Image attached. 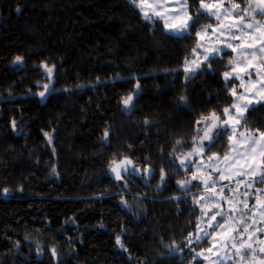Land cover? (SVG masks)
<instances>
[{
  "label": "trees",
  "instance_id": "obj_1",
  "mask_svg": "<svg viewBox=\"0 0 264 264\" xmlns=\"http://www.w3.org/2000/svg\"><path fill=\"white\" fill-rule=\"evenodd\" d=\"M210 21L201 18L198 23ZM161 27L142 21L129 0H0V98L12 92L7 101L0 99V189L10 191L8 196L0 193V264H56L47 251L53 242L58 243L62 264L191 260L186 249L182 259L170 256L165 247L194 231L199 216L191 195L179 203L167 199L181 194L175 180L186 175L169 164L167 152L180 137L186 143L176 151L191 149L194 121L217 104V94L221 105L230 102L222 99L218 79L227 57L218 58L216 73L201 71L185 82L181 66L192 41L166 35ZM16 55L24 56L22 66L11 63ZM44 58L57 65L55 87L72 91L51 93L43 101L24 95L34 81L44 82L33 67ZM117 74L141 78L143 90L134 111L126 112L118 103L134 81L114 80ZM81 84L83 88L76 87ZM181 94L188 98L187 107L177 104ZM13 116L20 132L9 126ZM145 117L158 123L146 129ZM248 122L264 126V108L257 106ZM106 126L112 128L111 147L98 139ZM41 129H55L53 144H47ZM128 144L133 146L130 153ZM117 150L141 167L153 163L156 168L147 185L141 177H130L131 192L147 195L139 201L125 195L131 210L120 203L123 189L106 174L108 159ZM225 150L226 141H217L210 151L223 155ZM162 163L171 176L170 186L157 192ZM53 164L58 176L50 174ZM21 186L22 192L17 190ZM196 192V187L189 189ZM121 228L128 251L115 241ZM26 233L41 243L42 255L36 254L32 239L25 240Z\"/></svg>",
  "mask_w": 264,
  "mask_h": 264
},
{
  "label": "snow or ice",
  "instance_id": "obj_2",
  "mask_svg": "<svg viewBox=\"0 0 264 264\" xmlns=\"http://www.w3.org/2000/svg\"><path fill=\"white\" fill-rule=\"evenodd\" d=\"M129 3L137 10L142 21L154 27L162 26L161 30L166 35L192 41L182 64L185 82L201 71L208 74L216 73L214 64L227 57L218 79L222 82L225 93L222 99L230 102L221 105L219 102L221 98L217 94V104L206 112H201L194 121L195 134L191 136V149L183 153L176 151L186 143L180 137L174 140L172 149L167 152L169 164L182 169L186 174L185 178L175 180L181 194H173L167 199L179 203L186 200L188 195H192V205L199 207L201 213L196 217L194 231H189L182 241L173 240L165 246L168 254L179 255L183 259L186 249L191 256L188 264L209 261L210 254L215 256L210 264H225L228 257L236 258L233 264H264V240L257 239V234L264 232V229L256 226L258 223L256 220H253L251 225L245 224L244 221L247 211L255 207L248 203L250 193L245 191L243 199H237L240 195V185L245 189H251L257 184H264V126L252 127L248 122L250 114L257 106L264 108V20L257 19L264 17V0H244L243 3L239 0H196L195 4L192 0H129ZM201 18L214 19L215 23L200 24L198 21ZM24 60V56L16 55L11 63L22 66ZM33 67L40 70L44 82L34 81L32 86L25 90V96H36L43 101L51 93L73 90L69 87L63 89L55 87L57 65L49 64L47 58L40 60ZM113 79L134 81L131 89L121 95L118 101L124 111H134L135 102L143 90L140 76L133 74L122 77L117 74ZM96 82H99V77ZM76 87L83 88L84 85ZM33 88L37 91L34 92ZM11 96L12 92L9 90L8 95L0 99L7 101ZM187 100V96L179 95L178 106L187 107ZM143 123L146 129H150L158 121L145 117ZM17 124L16 117H11L9 126L13 132L21 131ZM40 132L47 144H53L55 129L52 132L41 129ZM112 134L111 126H106L98 138L100 143L111 147ZM217 141H226L223 155L218 151H210ZM131 151L133 146L128 144L127 152ZM55 154L53 148V155ZM159 155L161 158L165 155L163 145L159 149ZM144 160L149 161L150 157L146 155ZM190 168L192 171L188 176ZM155 172L153 163L141 167L136 159L126 154L124 150L114 151L106 166V174L116 182L117 187L123 189L124 194L118 193L120 203L129 210L131 205L125 195H132L137 201L147 198L144 193L131 192L130 177H141L147 185ZM50 174L59 175L55 164L52 165ZM234 178L235 188H232L230 183H225L231 182ZM170 179L169 171L162 163L155 185L156 191L161 192L169 187ZM193 181L198 183L194 185ZM192 187L197 188L198 195L189 193ZM17 190L22 192V186ZM256 192V206L259 207L256 214L264 218V189L256 188ZM0 193L8 196L10 191L5 187L0 189ZM225 205L228 208L227 212L224 210ZM236 214L240 216L239 221L236 220ZM68 219L74 222L75 217ZM221 220L224 222L221 223ZM67 222L68 220L65 221ZM202 224H206V227H202ZM238 224H244L243 231H240ZM123 234L125 230L121 228V233L116 235L115 241L122 250L128 251L122 242ZM29 239L36 244V254L42 255L45 249L41 243L26 233L25 240ZM206 239L210 246L197 251V247ZM253 241L261 245L258 249L260 258L257 257V248ZM14 247L19 249L20 242L16 241ZM47 251L56 264H62L58 243L49 244Z\"/></svg>",
  "mask_w": 264,
  "mask_h": 264
},
{
  "label": "rangeland",
  "instance_id": "obj_3",
  "mask_svg": "<svg viewBox=\"0 0 264 264\" xmlns=\"http://www.w3.org/2000/svg\"><path fill=\"white\" fill-rule=\"evenodd\" d=\"M257 19L264 20V17H257ZM208 23H213L214 24L215 23V20L213 19V21H210ZM225 50H227V49H225ZM253 79H255V74L254 73H253ZM236 83H239V82L236 81ZM194 159L198 160L199 158H194ZM205 160H206V157H205ZM221 166L224 167L223 164ZM191 171H192V169L190 168L189 169V172L187 173L188 176L191 175ZM225 183H230V186L232 188H235L236 187V179L235 178L231 182H227L226 181ZM256 188L264 189V184H257L255 187H253L251 189H245L243 185H240V189H239L240 195L237 196V199H243V193L245 191H248L250 193V197L251 198L248 200V203H249L250 206H255V207H253L252 210L247 211L246 216L244 218L245 224L251 225L252 224V221L253 220H256L258 222L256 226L258 228L264 229V218H262L261 216H259L258 214H256V213L259 212V207L256 206V199H255V196L257 195ZM193 194H197L198 195L199 193L196 192V193H193ZM190 199H191V202H192V195L190 196ZM241 207H242V205H241ZM197 208L199 209V207H197ZM224 210H225V212H227V210H228L227 205L224 206ZM200 214L201 213H200V209H199V215ZM239 219H240L239 214H236V220L239 221ZM220 222L223 223L224 221L221 220ZM233 223H235V221ZM237 226L240 228V231H243L244 224H238ZM202 227H206V224H202ZM217 231H218V229H217ZM245 239H247V237H245ZM257 239L258 240H264V232L258 233L257 234ZM253 243H254V246L257 248V257L260 258L258 249H259V247L261 245L257 244L255 241H253ZM209 246L210 245H209L208 239H206L202 244H200L197 247L196 250L199 251L201 248H205L206 249ZM248 256L250 257L251 256V253H249ZM214 259H215V256H212L210 254V260L209 261H203L202 260L201 264H210L211 260H214ZM235 259L236 258H234V257H228L227 260L225 261V264H233V262L235 261Z\"/></svg>",
  "mask_w": 264,
  "mask_h": 264
}]
</instances>
